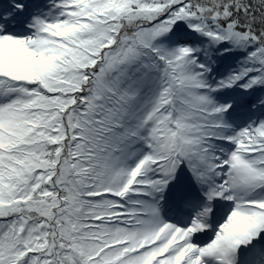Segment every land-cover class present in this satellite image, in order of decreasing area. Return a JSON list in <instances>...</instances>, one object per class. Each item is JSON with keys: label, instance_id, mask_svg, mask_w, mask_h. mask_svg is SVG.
I'll return each mask as SVG.
<instances>
[{"label": "snow or ice", "instance_id": "obj_1", "mask_svg": "<svg viewBox=\"0 0 264 264\" xmlns=\"http://www.w3.org/2000/svg\"><path fill=\"white\" fill-rule=\"evenodd\" d=\"M0 264H264V0H0Z\"/></svg>", "mask_w": 264, "mask_h": 264}]
</instances>
